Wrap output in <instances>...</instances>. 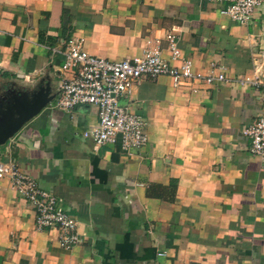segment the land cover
<instances>
[{"label": "crops", "instance_id": "0c3cea01", "mask_svg": "<svg viewBox=\"0 0 264 264\" xmlns=\"http://www.w3.org/2000/svg\"><path fill=\"white\" fill-rule=\"evenodd\" d=\"M211 0H0V101L46 83L55 93L71 38L109 60L158 47L233 82L174 86L143 75L121 105L141 115L146 145L94 147L96 107L65 111L55 97L0 145L76 217L80 242L38 229L32 204L0 178V264H264V161L242 130L264 115V0L249 22ZM173 34L181 55L170 58Z\"/></svg>", "mask_w": 264, "mask_h": 264}, {"label": "built area", "instance_id": "2783aa9c", "mask_svg": "<svg viewBox=\"0 0 264 264\" xmlns=\"http://www.w3.org/2000/svg\"><path fill=\"white\" fill-rule=\"evenodd\" d=\"M211 1L221 5L222 14L236 22L245 23L252 19L256 7L263 0ZM168 41L170 58L179 59L181 52L173 34L169 35ZM63 54L65 59L60 69L71 71L72 76L58 85L54 106L65 111L84 104L96 107L97 122L82 133L83 137L92 140L95 148L119 141L121 150L129 151L148 142L141 115L119 102L120 97L130 92L143 75H169L174 86H189L194 82H233L241 86L259 84L255 77L231 79L224 71L215 68H210L206 73L195 71L189 59H181L179 65L170 64L158 47L146 50L141 56L109 60L83 50L79 40L71 38ZM242 133L249 138L250 153L264 161V115L251 122ZM2 177H8L19 195L32 204L38 229L57 226L58 244L64 249H70L80 242L78 221L65 209L60 198L37 186L32 177L12 163L0 162Z\"/></svg>", "mask_w": 264, "mask_h": 264}, {"label": "water", "instance_id": "95a60500", "mask_svg": "<svg viewBox=\"0 0 264 264\" xmlns=\"http://www.w3.org/2000/svg\"><path fill=\"white\" fill-rule=\"evenodd\" d=\"M46 83L31 92L19 91L0 101V145L11 138L28 120L37 115L54 97Z\"/></svg>", "mask_w": 264, "mask_h": 264}]
</instances>
